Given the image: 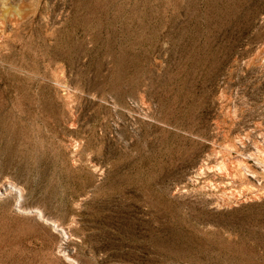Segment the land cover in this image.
Instances as JSON below:
<instances>
[{"label":"rangeland","instance_id":"374dc122","mask_svg":"<svg viewBox=\"0 0 264 264\" xmlns=\"http://www.w3.org/2000/svg\"><path fill=\"white\" fill-rule=\"evenodd\" d=\"M263 151L264 0H0V264H264Z\"/></svg>","mask_w":264,"mask_h":264},{"label":"bare ground","instance_id":"6f19581e","mask_svg":"<svg viewBox=\"0 0 264 264\" xmlns=\"http://www.w3.org/2000/svg\"><path fill=\"white\" fill-rule=\"evenodd\" d=\"M264 152V151H263ZM243 166V165H242ZM227 171V170H226ZM251 174V173H250ZM253 176V175H252Z\"/></svg>","mask_w":264,"mask_h":264}]
</instances>
